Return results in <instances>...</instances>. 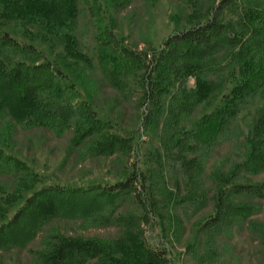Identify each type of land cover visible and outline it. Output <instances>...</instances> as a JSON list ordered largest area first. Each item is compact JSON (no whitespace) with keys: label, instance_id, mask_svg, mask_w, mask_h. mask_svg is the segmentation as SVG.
Here are the masks:
<instances>
[{"label":"trees","instance_id":"obj_1","mask_svg":"<svg viewBox=\"0 0 264 264\" xmlns=\"http://www.w3.org/2000/svg\"><path fill=\"white\" fill-rule=\"evenodd\" d=\"M157 1L140 0L143 6ZM178 1L189 11L185 16L189 26L177 27L159 49L146 42L147 48L140 52L115 33V20L109 19L104 0H0V20L35 15L43 26L42 38L59 52L53 56L0 33V125L5 124L0 129L10 130L6 134L23 129L68 137L70 150L92 158L130 156L135 152L132 145L136 147L141 138L135 142L128 131L122 133L94 109L93 97L83 87L91 88L90 79L128 103L138 93L141 125L152 132L158 131L165 111L194 112L200 103L212 102L224 90L219 103L198 117L192 132L185 133L193 149L205 154L207 149L215 152L213 145L218 142L231 145L233 138L232 144L238 142L241 152L234 156L228 172L210 181L212 187L191 188L180 200L173 193L174 203L196 209L212 203L213 213L202 224L201 237V232L246 226L264 246V222L254 219L260 208L251 203L264 200V181L240 180L244 172L264 174V0H201L202 5L200 0ZM131 2L115 0L114 6L126 8ZM87 29L95 59L82 45L81 30ZM14 54H21L22 60ZM189 78L194 79L190 89ZM0 177L16 181L13 190L0 187V253L28 249L53 221L105 220L108 212L112 215L131 200L139 214L117 217L125 234L124 249L118 254L97 241L52 233L40 251H32L35 263L173 264L169 250L151 238L148 241L140 229L152 230L151 216L158 203L136 164L114 183L35 189L38 174L0 145ZM12 207L15 212L9 216L7 210ZM193 246L188 249L195 251Z\"/></svg>","mask_w":264,"mask_h":264},{"label":"rangeland","instance_id":"obj_2","mask_svg":"<svg viewBox=\"0 0 264 264\" xmlns=\"http://www.w3.org/2000/svg\"><path fill=\"white\" fill-rule=\"evenodd\" d=\"M104 2L109 11V19L115 20V33L123 39L125 45L135 51H145L146 42L150 43L151 48L159 49L177 27L180 29L189 26L188 21H185L189 11L178 0H158L154 5L145 6L140 0H132L126 8H116L115 0ZM204 12L202 9L201 15ZM42 27L41 20L38 21L35 15H27L24 19L0 20V33L8 34L22 45L45 49L55 56L59 52L42 38ZM81 32L84 51L95 59L96 49L89 34L90 29ZM13 57L22 60L21 54H14ZM89 84L91 88L85 84L83 87L86 92L91 93L94 109L109 118L122 133L128 131L135 142L140 138L141 142L136 147L132 145L135 152L130 156L117 154L109 158H92L90 155H80L79 151L70 150L68 137L57 138L42 130L23 129H18L14 134H6L10 130H2L5 124L1 122L0 145H3L8 154L19 158L38 174L34 188L40 189L41 186L53 184L79 186L88 183H114L123 178L124 173L130 170V165L136 164L147 179L150 195L158 203V209L151 216L152 234L144 226L140 229L144 231L143 236L148 241L151 238L153 243L164 245L169 250L173 264H264V246L259 243L261 239L255 240L248 227L211 234L201 232V237V226L213 213L212 203L198 209L186 204L176 206L175 197L172 195L175 193L180 200L191 188H198L199 191L212 187L210 181L213 182L216 180L215 176L221 177L228 172L227 167L234 162V156L241 152L238 142L232 144L236 141L233 138L231 145L218 142L213 145L215 152L211 153L207 149L208 153L205 154V151L193 149V141L187 135L193 131L198 117L211 111L219 103L224 90L212 102L200 103L194 112L178 114L175 109L174 113L165 111L158 131L152 132L146 130L147 126L141 125V109L136 108L138 93L134 92L128 103L117 92L100 86L96 80L90 79ZM193 87L194 79L189 78L187 88ZM177 140L185 143L177 145ZM240 180L243 183H258L264 181V174L254 176L244 172ZM15 182L0 177V187L6 190L15 186ZM251 203L260 208V213L254 217L255 221L264 222V200ZM7 212L11 216L15 207L9 208ZM130 213L139 214L131 200H127L112 215L108 212L105 217L108 219L105 220L53 221L41 231L28 249L1 252L0 264H37L32 251H40L46 236L52 233L73 239L83 237L97 241L118 254L124 249L122 246L125 234L124 228L118 227L116 219ZM189 245L196 246L195 251L188 249Z\"/></svg>","mask_w":264,"mask_h":264}]
</instances>
